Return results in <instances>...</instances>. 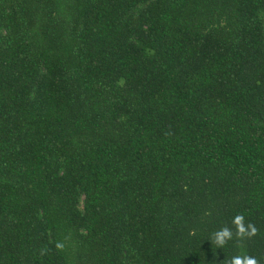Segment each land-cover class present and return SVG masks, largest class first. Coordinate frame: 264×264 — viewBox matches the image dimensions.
<instances>
[{
    "label": "trees",
    "instance_id": "16d2710c",
    "mask_svg": "<svg viewBox=\"0 0 264 264\" xmlns=\"http://www.w3.org/2000/svg\"><path fill=\"white\" fill-rule=\"evenodd\" d=\"M236 214L258 234L216 248ZM237 254L264 264V0H0V264Z\"/></svg>",
    "mask_w": 264,
    "mask_h": 264
},
{
    "label": "clouds",
    "instance_id": "9594fccd",
    "mask_svg": "<svg viewBox=\"0 0 264 264\" xmlns=\"http://www.w3.org/2000/svg\"><path fill=\"white\" fill-rule=\"evenodd\" d=\"M210 215V213H207ZM232 225L235 228L233 231L232 228L228 226H224L214 233H212L211 237L209 238L211 244L214 245L216 248H223L229 241L233 240H244L250 239L258 234V228L251 222H245V217L242 214H236L232 221ZM65 243L63 241H58L55 243V248L59 250H64ZM48 249L43 248L40 250V255L43 256L47 254ZM222 264H259V260L256 257H253L248 254H237L230 258H226L222 261Z\"/></svg>",
    "mask_w": 264,
    "mask_h": 264
}]
</instances>
